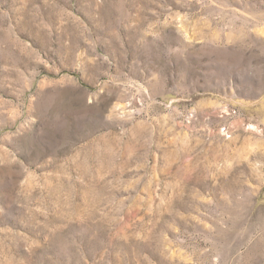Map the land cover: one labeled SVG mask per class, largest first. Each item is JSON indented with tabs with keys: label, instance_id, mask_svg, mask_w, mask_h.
<instances>
[{
	"label": "rangeland",
	"instance_id": "obj_1",
	"mask_svg": "<svg viewBox=\"0 0 264 264\" xmlns=\"http://www.w3.org/2000/svg\"><path fill=\"white\" fill-rule=\"evenodd\" d=\"M0 264H264V0H0Z\"/></svg>",
	"mask_w": 264,
	"mask_h": 264
}]
</instances>
